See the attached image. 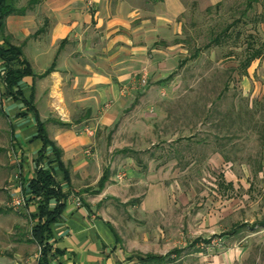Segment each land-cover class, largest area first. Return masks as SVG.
I'll list each match as a JSON object with an SVG mask.
<instances>
[{
    "label": "crops",
    "instance_id": "0c3cea01",
    "mask_svg": "<svg viewBox=\"0 0 264 264\" xmlns=\"http://www.w3.org/2000/svg\"><path fill=\"white\" fill-rule=\"evenodd\" d=\"M22 1L16 5L26 12L8 15L4 28L0 24V46H9L8 39L22 48L32 74L17 89L37 114L24 100L10 96H3L8 105L2 112L10 119L25 183L42 167L66 194L61 217L52 225L51 264H144L139 256L147 254L181 264H190L195 255V264L246 262L251 254L245 244L213 255L185 252L189 245L199 248L211 238L201 232L188 241L185 230H216L225 238L241 232L247 220L238 219L252 183L248 170L246 177L232 170L234 162L226 151L232 140L198 138L189 135V125L172 126L167 119L169 108L183 96L177 93L181 71L193 59L183 35L184 0L145 6L130 0ZM208 1L214 5L221 0ZM5 68L0 59V71ZM144 74L149 77L146 87L124 92ZM37 115L61 150L69 179L52 145L38 164L44 143L38 137ZM86 125L94 126L95 133L83 131ZM89 147L92 155L85 152ZM225 164L231 169L220 172L217 184L210 183L214 189L206 193L208 186L202 182L211 177L210 169ZM203 195L207 198L201 199ZM29 197L31 216L38 202ZM109 199L121 201L122 221L106 208L100 210ZM56 205L52 199L50 207ZM32 239L31 231L28 237L0 239V264H39L41 248Z\"/></svg>",
    "mask_w": 264,
    "mask_h": 264
},
{
    "label": "rangeland",
    "instance_id": "374dc122",
    "mask_svg": "<svg viewBox=\"0 0 264 264\" xmlns=\"http://www.w3.org/2000/svg\"><path fill=\"white\" fill-rule=\"evenodd\" d=\"M130 1L138 6L155 3L152 0ZM27 2L28 0L22 1L23 4ZM184 2L187 11L183 15V35L188 55H193L197 49L201 51L182 69V83L178 85L177 93L183 96L178 97L171 105L167 119L172 126L183 123L189 125L192 128L189 135H196L198 138L215 141L222 137L225 142L232 140L233 145L229 144L226 149L229 160L234 162L232 170L240 177H246L244 170H248L249 182L252 183L249 197L243 199L244 207L238 219L240 222L247 220L240 225L241 232L232 238H225L221 236L224 234L216 230L196 229L193 230L195 233L185 230L188 241L201 232L211 236L209 241L223 238L222 247L208 250L201 245L197 248L195 244H191L185 252L199 250L205 255H213L235 243L245 244L249 246L251 256L243 264H264V225L261 224L264 220V57L256 59L248 72L243 66L251 49L264 47V0H221L214 5H208V0ZM220 33L224 34L221 44L205 47L212 37ZM148 83L147 76V83L139 86L144 88ZM3 94L4 87L0 80V209L3 210L0 213V239L6 240L16 236L28 237L32 218L26 206L17 211L10 205L7 186L10 187L9 180L13 178L19 165L16 162L18 150L11 138L10 119L2 112L8 105ZM150 110L153 115L156 114L154 107ZM211 148L212 146L206 148V151ZM202 152L203 150H198V155ZM225 168L231 169L228 164L216 167V170L210 169L211 177L202 182L208 186L206 193H211L210 188L214 187L210 183L217 184L215 179ZM202 183L198 184L204 192L205 186ZM241 193L243 196L245 190H241ZM203 198L207 197L203 195L201 199ZM102 207L117 222L122 221L124 207L119 199L104 202L100 206L103 213ZM171 259L167 256L166 261L160 264H181ZM197 261L195 255L190 257L189 263L195 264Z\"/></svg>",
    "mask_w": 264,
    "mask_h": 264
},
{
    "label": "trees",
    "instance_id": "16d2710c",
    "mask_svg": "<svg viewBox=\"0 0 264 264\" xmlns=\"http://www.w3.org/2000/svg\"><path fill=\"white\" fill-rule=\"evenodd\" d=\"M41 0H30L29 5L36 4ZM154 2L160 0H152ZM257 1V0H252ZM26 8H19L16 5V0H0V24L4 28L5 18L12 13L24 14ZM224 34L220 33L212 37L210 42L205 45V47H211L216 44L219 45L222 42ZM6 42L9 46L4 47L0 46V59L5 63V71L2 73L0 71V80L4 87L3 96L12 97L15 100L22 99L26 102L29 108L36 112L37 110L32 102L26 100L23 96V92L20 89H17L19 82L29 74H32V69L24 59L23 50L19 46L12 45L7 39ZM200 49H197L196 52L191 55V58L197 57L200 53ZM264 57V47L253 48L248 52V56L243 62V66L248 68L251 63L258 59ZM37 125H38V137L43 140V148L38 154V164L45 158V153L47 146L52 145L54 153L57 157V160L60 166L66 172L67 179H69V172L66 169L64 163L61 160L62 152L56 146V144L50 139L45 124L40 120L37 115ZM12 143L17 148L16 138L14 132H12ZM105 177L101 181V187L104 183ZM27 182V181H26ZM26 194H28L27 201L31 199L29 196L38 202V210L35 213L31 214L32 226L31 233L35 242L41 248V255L39 259V264H51L53 260V247L50 244V237L52 233V225L57 222L64 209L63 200L66 197V194L62 191L58 181L50 170L43 169L42 167L38 168L36 171L35 177L30 181V184L25 187ZM52 199L57 200V205L54 208L50 207V202ZM3 210L0 209V213ZM139 261L144 264H160L166 261V256L147 254L145 256H139Z\"/></svg>",
    "mask_w": 264,
    "mask_h": 264
},
{
    "label": "built area",
    "instance_id": "2783aa9c",
    "mask_svg": "<svg viewBox=\"0 0 264 264\" xmlns=\"http://www.w3.org/2000/svg\"><path fill=\"white\" fill-rule=\"evenodd\" d=\"M90 5H93V1L89 2ZM139 82H141L140 84H146L147 83V75H142ZM140 84H133L131 86H127L124 88V92H128V91H132L135 89L140 88ZM83 131L90 133V134H94L96 129L94 126H90V125H86L83 127ZM86 154L87 155H92L93 153V149L91 147L86 149ZM119 179H122V177L120 176V174L118 175ZM10 185V184H9ZM25 187H26V183H25V179H24V175L22 170L20 169V167H18L17 172L14 174L12 181H11V185L10 187L7 186V189L10 191V198H11V202L10 205L13 209L15 210H20L23 207H25L27 205V199L28 196L25 193ZM78 205H81V200L77 199L76 200ZM222 237L217 239H213L212 241L208 242L207 244H201V247L207 248L208 250H212L215 249L217 247H222Z\"/></svg>",
    "mask_w": 264,
    "mask_h": 264
}]
</instances>
